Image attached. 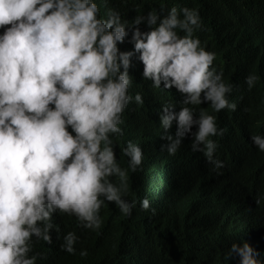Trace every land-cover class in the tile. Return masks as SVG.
Returning a JSON list of instances; mask_svg holds the SVG:
<instances>
[{"label":"clouds","instance_id":"9594fccd","mask_svg":"<svg viewBox=\"0 0 264 264\" xmlns=\"http://www.w3.org/2000/svg\"><path fill=\"white\" fill-rule=\"evenodd\" d=\"M103 3L0 0V264L48 262L57 246L75 254L76 233L100 230V212L155 214L150 194L133 196L129 182L145 163L142 140L124 137L129 106L144 103L133 71L172 96L143 110L138 130L168 156L201 152L217 174L221 119L237 108L230 95L262 81L255 71L233 77L199 31V10L182 0L130 17ZM254 125L250 141L264 152V123ZM225 255L260 264L248 242Z\"/></svg>","mask_w":264,"mask_h":264},{"label":"trees","instance_id":"16d2710c","mask_svg":"<svg viewBox=\"0 0 264 264\" xmlns=\"http://www.w3.org/2000/svg\"><path fill=\"white\" fill-rule=\"evenodd\" d=\"M160 1L104 0L103 8L113 7L130 17L133 7L147 10ZM182 1L199 10L203 25L199 31L222 54L223 65L237 81L250 71L261 75L257 87L240 86L237 108L221 119L225 135L216 156L224 168L219 174L212 172L201 152L183 149L178 156H168L157 137L138 130L142 111L172 96L151 88L133 71V92H140L144 103L129 106L124 137L142 140L145 163L129 182L136 183L133 196L150 194L155 214L100 212V230L76 233L80 239L75 254L57 246L41 264H239V257L225 255L233 242L238 246L248 242L264 264V152L250 141L254 122L264 123V42L257 44L247 29L249 24L253 32L264 33V0ZM80 249H86L87 256L80 257Z\"/></svg>","mask_w":264,"mask_h":264},{"label":"water","instance_id":"95a60500","mask_svg":"<svg viewBox=\"0 0 264 264\" xmlns=\"http://www.w3.org/2000/svg\"><path fill=\"white\" fill-rule=\"evenodd\" d=\"M231 85H233V84H231ZM231 102H235V103H236V105H237V103H238V102H237V100H236V101H234V100H231Z\"/></svg>","mask_w":264,"mask_h":264},{"label":"bare ground","instance_id":"6f19581e","mask_svg":"<svg viewBox=\"0 0 264 264\" xmlns=\"http://www.w3.org/2000/svg\"><path fill=\"white\" fill-rule=\"evenodd\" d=\"M233 98V97H232ZM230 100H231V95H230ZM125 130V129H124ZM125 132V131H124ZM124 134V133H123ZM124 136V135H123Z\"/></svg>","mask_w":264,"mask_h":264}]
</instances>
